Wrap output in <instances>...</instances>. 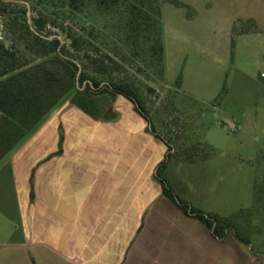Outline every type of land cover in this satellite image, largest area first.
Here are the masks:
<instances>
[{
	"label": "rangeland",
	"instance_id": "rangeland-1",
	"mask_svg": "<svg viewBox=\"0 0 264 264\" xmlns=\"http://www.w3.org/2000/svg\"><path fill=\"white\" fill-rule=\"evenodd\" d=\"M174 1L178 4L171 0L161 3L164 78L154 79L151 69L152 79L141 78L153 87L151 97L158 94L156 101L172 100L181 121L175 130L180 132L185 126L182 138L189 144L203 142L213 151L208 156L209 150L203 147L201 154L206 158L195 162L173 156L163 175L177 196L196 210L229 216L253 208L261 217L264 0ZM2 35L0 27V39ZM134 68L131 70L138 72L136 65ZM71 97L64 98L0 161V242L36 241L29 236L27 219L33 211L28 203L29 185L33 182L36 186L35 178L39 171H45L53 150L67 146L66 120L76 110L83 114L73 121L80 124L73 130L74 136L68 133L74 138L72 145L87 147L92 162L111 157L119 167L132 164L134 178L150 179L144 194L152 198L162 192L155 172L168 149L134 105L118 96L111 111L93 118ZM82 133L84 141L77 143ZM136 189L139 194L140 187ZM226 239L233 248L239 243L231 235ZM30 252L36 254L37 264H43L44 253L52 264H62L59 256L42 249ZM240 253L253 257L248 245ZM256 257L264 258L260 254Z\"/></svg>",
	"mask_w": 264,
	"mask_h": 264
},
{
	"label": "trees",
	"instance_id": "trees-1",
	"mask_svg": "<svg viewBox=\"0 0 264 264\" xmlns=\"http://www.w3.org/2000/svg\"><path fill=\"white\" fill-rule=\"evenodd\" d=\"M25 1L35 14L33 25L24 3L0 0V161L69 94L93 118L111 111L115 99L123 96L168 149L155 174L162 194L201 220L215 238L225 240L231 234L250 246L253 255H264V213L260 217L247 208L221 216L196 210L163 175L173 156L195 162L206 158L203 147L208 156L213 151L203 142L189 144L182 138L185 126L175 130L181 121L172 100L156 101L158 94L151 97L153 87L141 78L152 79L149 69L154 79L164 78L165 0ZM135 65L139 73L131 70Z\"/></svg>",
	"mask_w": 264,
	"mask_h": 264
},
{
	"label": "crops",
	"instance_id": "crops-1",
	"mask_svg": "<svg viewBox=\"0 0 264 264\" xmlns=\"http://www.w3.org/2000/svg\"><path fill=\"white\" fill-rule=\"evenodd\" d=\"M80 112L66 120L71 136L80 125L74 123ZM68 133L67 146L53 150L36 186L29 185L33 211L27 220L29 236L36 241L0 242V264H37L32 248L59 256L62 264H264V258L240 253L245 244L233 248L226 241L231 234L225 241L215 238L162 192L152 198L144 194L150 179L134 178L132 164L119 167L111 157L90 161L88 148L72 145ZM83 141L82 133L77 143ZM44 256L48 254H41L43 264H52Z\"/></svg>",
	"mask_w": 264,
	"mask_h": 264
},
{
	"label": "water",
	"instance_id": "water-1",
	"mask_svg": "<svg viewBox=\"0 0 264 264\" xmlns=\"http://www.w3.org/2000/svg\"><path fill=\"white\" fill-rule=\"evenodd\" d=\"M12 1L24 3L27 6V8H28L27 15H28L29 23H30V25H33V21L31 20V7H30V4L27 1H25V0H12ZM50 38H52V37H50ZM59 38H62V36L60 35ZM62 42H63V40H62Z\"/></svg>",
	"mask_w": 264,
	"mask_h": 264
}]
</instances>
